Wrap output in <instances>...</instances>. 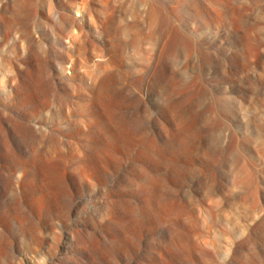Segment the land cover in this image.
<instances>
[{"label":"rangeland","instance_id":"obj_1","mask_svg":"<svg viewBox=\"0 0 264 264\" xmlns=\"http://www.w3.org/2000/svg\"><path fill=\"white\" fill-rule=\"evenodd\" d=\"M0 264H264V0H0Z\"/></svg>","mask_w":264,"mask_h":264}]
</instances>
